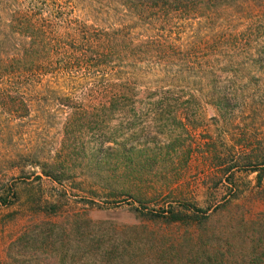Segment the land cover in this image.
<instances>
[{
  "label": "rangeland",
  "instance_id": "374dc122",
  "mask_svg": "<svg viewBox=\"0 0 264 264\" xmlns=\"http://www.w3.org/2000/svg\"><path fill=\"white\" fill-rule=\"evenodd\" d=\"M124 2L71 4L87 23L123 28L139 41L161 37L176 44L168 49L152 43L147 54L124 59L121 70L142 89L165 85L171 101L189 105V99V110L176 120L192 117L198 129L187 137L174 117L142 108L149 101L140 94L141 109L127 119L136 122L128 134L141 135L131 154L132 168L142 177L129 180L119 154L99 164L108 170L120 162L118 174L86 176L93 165L84 160L67 164L74 177L54 181L42 170L59 163L53 158L68 112L58 99L87 80L76 68L30 84L29 116L0 113L13 126L0 132V264H264V61L258 60L264 55V14L254 20V44L245 47L249 13L175 12L163 22L155 8L137 12ZM56 61L63 64L60 55ZM150 64L153 72L141 75L145 70L138 65ZM168 68L176 79L169 80ZM120 118L115 115L113 122ZM171 139L176 145L191 140V155L167 154L164 148L159 154ZM178 162L187 165L177 168ZM170 208L189 216L169 223L159 215Z\"/></svg>",
  "mask_w": 264,
  "mask_h": 264
},
{
  "label": "trees",
  "instance_id": "16d2710c",
  "mask_svg": "<svg viewBox=\"0 0 264 264\" xmlns=\"http://www.w3.org/2000/svg\"><path fill=\"white\" fill-rule=\"evenodd\" d=\"M124 1L123 4L129 8H137V12L155 8L154 15L163 22H168L171 13L175 12H195L204 16L205 13L209 14L217 8L249 13L245 17V29L241 40L245 47L254 42L255 18L264 14V0ZM71 2L72 0H0V84L3 85L0 87V113L3 112L12 118L29 116L31 103L26 101L25 91L30 84L37 83L47 76L54 79L57 71L67 74L81 68L82 79L87 80V83L61 94L58 99L59 106L68 112L62 130L64 139L53 158L59 161L56 164L58 167L53 163L45 164L42 174L58 182L71 179L76 173L69 169V166L67 168V164L78 161L81 165L85 160L93 165L91 169L85 170L86 176L91 177L93 172V176L99 180L102 172L118 174L121 162L122 173L127 175L129 180L135 181L142 177V173L139 168H132L135 159L132 158L131 151L136 146L132 142L141 135L128 134L130 128H135L136 122H129L127 118L141 109L139 101H136L138 95L144 93L148 95L149 102L142 108L147 107L154 116L166 114L168 117H174V122L181 125L187 137L191 131L198 129L199 124L193 121L192 117H188L186 121L176 120L177 114L189 110L191 104L189 99L185 101L190 102L189 105H184L179 99L171 101L169 99L171 90L165 85L153 91L148 88L142 89L140 86L142 83L133 81L132 75L130 77L124 75L121 70L124 67L122 61L130 56L147 54V47L152 43H157L158 47L165 46L171 49L177 45L161 37L153 41H139L131 34L124 33L123 28L110 25L100 27L94 22L87 23V20L81 17L82 14H74L76 10ZM237 8L241 10H236ZM84 9L87 12V6H84ZM260 46L264 48V40L260 41ZM154 51L158 52V49ZM56 55L61 56L62 65L56 61ZM133 58L139 63L141 60L148 62L146 57ZM258 60L264 61V55ZM116 62L118 64H115ZM138 66L140 70H145L141 71V75L153 72L151 64ZM172 70L167 69L169 80L176 79ZM115 115L122 117L118 123L113 122ZM11 124V120L2 121L0 118V132L10 131L13 128ZM171 140L169 146L165 144L159 146V154L164 148L167 154L191 155V140L190 143L185 141L178 145L176 139ZM119 154L123 159L117 157ZM104 157L120 159V162H115L108 170L102 169L99 164ZM106 161L109 162L107 159ZM186 162H178L177 168L185 167ZM222 163L213 164L220 169ZM195 210L203 212L200 209ZM163 213L159 216L169 223L184 221V218L189 216L180 215L172 208ZM109 256L103 255V260L110 262Z\"/></svg>",
  "mask_w": 264,
  "mask_h": 264
}]
</instances>
